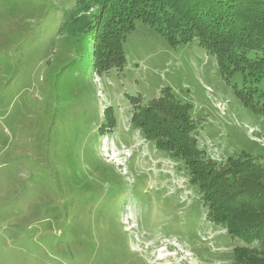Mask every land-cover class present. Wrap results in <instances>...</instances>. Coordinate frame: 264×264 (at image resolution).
<instances>
[{
    "label": "rangeland",
    "instance_id": "374dc122",
    "mask_svg": "<svg viewBox=\"0 0 264 264\" xmlns=\"http://www.w3.org/2000/svg\"><path fill=\"white\" fill-rule=\"evenodd\" d=\"M75 1L0 0V264H238L244 242L207 219L183 161L133 129L129 98L169 89L211 160L264 168L263 106L196 40L170 46L141 20L123 70L98 72L87 36L58 33ZM249 87L264 94V72Z\"/></svg>",
    "mask_w": 264,
    "mask_h": 264
},
{
    "label": "trees",
    "instance_id": "16d2710c",
    "mask_svg": "<svg viewBox=\"0 0 264 264\" xmlns=\"http://www.w3.org/2000/svg\"><path fill=\"white\" fill-rule=\"evenodd\" d=\"M136 20L149 25L170 46L196 40L215 56L225 79L234 72L242 75V87L235 92L243 103L264 108V94L245 89L247 80H257L264 72V56H251L264 51V0H76L58 33L87 36L93 69L121 71L122 44ZM129 102L133 129L157 150L183 161L207 219L244 242L233 250L238 264H264V168L245 155L224 162L211 160L197 146L191 107L167 88L153 100L144 102L138 96ZM113 125L110 117L108 127Z\"/></svg>",
    "mask_w": 264,
    "mask_h": 264
},
{
    "label": "built area",
    "instance_id": "2783aa9c",
    "mask_svg": "<svg viewBox=\"0 0 264 264\" xmlns=\"http://www.w3.org/2000/svg\"><path fill=\"white\" fill-rule=\"evenodd\" d=\"M105 141H106V139L103 142H105ZM122 152H123V156L124 157H128V153H127L126 149H122ZM115 156H116L115 153L114 154H110L107 159H109V160H111L112 162L115 163L116 158L117 159H120L121 158V157H118V155L116 157Z\"/></svg>",
    "mask_w": 264,
    "mask_h": 264
},
{
    "label": "bare ground",
    "instance_id": "6f19581e",
    "mask_svg": "<svg viewBox=\"0 0 264 264\" xmlns=\"http://www.w3.org/2000/svg\"><path fill=\"white\" fill-rule=\"evenodd\" d=\"M159 256V258H162V255H158Z\"/></svg>",
    "mask_w": 264,
    "mask_h": 264
},
{
    "label": "crops",
    "instance_id": "0c3cea01",
    "mask_svg": "<svg viewBox=\"0 0 264 264\" xmlns=\"http://www.w3.org/2000/svg\"><path fill=\"white\" fill-rule=\"evenodd\" d=\"M144 140V139H143Z\"/></svg>",
    "mask_w": 264,
    "mask_h": 264
}]
</instances>
